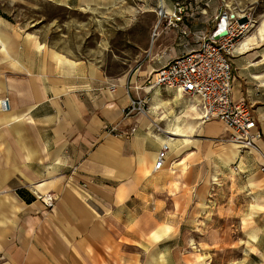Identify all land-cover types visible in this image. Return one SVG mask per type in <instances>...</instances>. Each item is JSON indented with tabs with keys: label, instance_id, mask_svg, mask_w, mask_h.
<instances>
[{
	"label": "crops",
	"instance_id": "1",
	"mask_svg": "<svg viewBox=\"0 0 264 264\" xmlns=\"http://www.w3.org/2000/svg\"><path fill=\"white\" fill-rule=\"evenodd\" d=\"M108 1L66 0L65 5L87 7L89 18L92 11L100 18L101 10L112 4ZM150 1L143 7L149 17L143 42L158 52H172L163 59L165 52L157 54L158 67L147 66L141 71L144 78L197 48V38L209 30L217 7L214 0ZM177 5L188 7L182 21L170 25L166 18L158 32L156 8L161 6L168 17ZM259 25L247 34L243 47L235 48L232 99L252 108L264 151V32ZM173 31L189 35L176 39ZM131 32V45L140 46ZM51 51L63 54L65 62L58 64ZM144 78L132 73L114 79L89 58L50 48L38 35L25 34L0 17V98L10 102L8 111L0 109V264H43L44 249L51 250V264H166L169 248L159 244L169 240L172 209L187 208L186 196L170 191L179 182L167 167L176 160L180 164L184 151L197 146L195 134L216 133L220 124L203 123L197 100L186 93L156 87L136 90ZM137 96L146 99L147 117L123 120L129 99ZM152 122L164 132H156ZM117 123L136 129L130 136L104 131ZM177 123L193 127V132L174 135L170 128ZM162 143L169 146L168 155L155 170ZM215 157L228 169L241 165L238 171L253 178L248 187L256 197L250 210L264 213L259 156L228 144ZM47 196L54 199L51 207L41 200ZM257 222L246 236L257 249L251 252L259 258L254 264H264V215ZM155 235H160L156 242Z\"/></svg>",
	"mask_w": 264,
	"mask_h": 264
},
{
	"label": "rangeland",
	"instance_id": "2",
	"mask_svg": "<svg viewBox=\"0 0 264 264\" xmlns=\"http://www.w3.org/2000/svg\"><path fill=\"white\" fill-rule=\"evenodd\" d=\"M214 1L216 13L206 34L212 32L220 9L234 18L241 16L242 22L248 18L249 35L264 20V0ZM145 2L111 0L107 3L112 4L101 10L100 18L94 11L89 18L88 11L84 10L87 7L66 6V0H0V17L25 34L38 35L50 48L70 56H84L100 64L107 76L118 79L134 73L143 79L142 70L147 66L158 67L157 54L165 52L163 59L172 52V49L158 52L150 44H144L149 24V17L143 10ZM159 7L153 14L156 23L158 20L157 27L160 25L158 32H161L163 20L168 17L158 16ZM132 30L140 43L138 47L130 43ZM182 35L183 32L173 31L176 39ZM154 43H158V37ZM214 122L220 124L216 133L195 134L197 146L184 151L185 159L180 164L177 165L179 161L176 160L172 167H167L175 171L173 176L179 182L176 187H170V191L175 196H186L187 208L172 209L169 240L159 244L161 249L169 248L166 264L259 263V258L251 254L257 249L246 236L247 230L264 215L250 210L256 197L255 190L248 187L253 178L238 171L241 165L234 164L228 169L216 159L215 153L232 140L224 124L219 120ZM186 166L187 171L183 172ZM249 216L252 218L246 222L244 219ZM249 236L252 238V233ZM139 246L145 248L142 242ZM50 251L44 249L43 264H51Z\"/></svg>",
	"mask_w": 264,
	"mask_h": 264
},
{
	"label": "built area",
	"instance_id": "3",
	"mask_svg": "<svg viewBox=\"0 0 264 264\" xmlns=\"http://www.w3.org/2000/svg\"><path fill=\"white\" fill-rule=\"evenodd\" d=\"M188 11L186 5H177L174 12L168 16L167 24L172 25L182 21L184 13ZM160 18L167 17L160 6L157 12ZM224 16L227 17L228 26ZM220 18V19H219ZM215 19H219L212 32L200 34L197 38V48L179 55L166 64L146 75L143 84L135 86L136 90L147 88L174 89L186 93L197 100L201 112V121L208 122L219 120L230 133L231 140L239 149L256 153L261 159L260 173L264 175V151L259 145L262 139L252 108L244 100L232 99L233 68L232 58L238 42L249 32V19L241 21V17H229L227 13L218 11ZM221 21L225 22L224 35L218 34L222 28ZM217 27V28H216ZM216 28V30H215ZM188 31H183L186 35ZM221 35V36H220ZM219 36L218 38H216ZM115 84L110 86L114 90ZM0 109L8 111L10 102L7 97L0 99ZM146 99L140 96L131 97L123 110L122 119L135 116L147 117ZM156 132L164 130L152 122ZM136 127L134 125L111 124L104 127V131L113 135H131ZM169 146L162 143L156 157L154 169H161L167 158ZM43 204L51 207L54 199L52 196L42 197Z\"/></svg>",
	"mask_w": 264,
	"mask_h": 264
},
{
	"label": "bare ground",
	"instance_id": "4",
	"mask_svg": "<svg viewBox=\"0 0 264 264\" xmlns=\"http://www.w3.org/2000/svg\"><path fill=\"white\" fill-rule=\"evenodd\" d=\"M106 2V1H105ZM104 2V3H105ZM102 4V3H101ZM230 17V16H229ZM241 17V16H240ZM220 19V18H219ZM219 19L217 20L216 23H219ZM224 20L226 22V27L228 26V20H227V17L224 16ZM217 28V27H216ZM215 28V30H216ZM259 29L261 32H264V20L260 23L259 25ZM248 41V35L246 34L239 42V47H243L245 45V41ZM39 49V47H37ZM54 58L56 59L57 63L60 64L61 62H65L66 60V57L63 55V54H60L58 52H54L53 55ZM68 62V61H67ZM199 121V120H198ZM197 121V124H199V122ZM170 131L173 132L174 135H180V134H189V133H192L193 132V127H186V128H183L181 127L178 123L174 126V127H171L170 128ZM184 138V137H183ZM173 139V138H172ZM171 141V139H168L167 140V143L169 144ZM230 146H232L233 148H237L238 146L234 143V142H229ZM177 149V148H176ZM177 152V151H175ZM252 181V180H251ZM169 231V230H168ZM164 233V232H163ZM162 233V234H163ZM166 233V232H165ZM156 234V233H155ZM166 235V234H164ZM168 235V234H167ZM159 236L160 235H155V239H154V242H156L158 239H159ZM162 236V235H161ZM162 238V237H161ZM252 238H256V235L255 233H252Z\"/></svg>",
	"mask_w": 264,
	"mask_h": 264
},
{
	"label": "water",
	"instance_id": "5",
	"mask_svg": "<svg viewBox=\"0 0 264 264\" xmlns=\"http://www.w3.org/2000/svg\"><path fill=\"white\" fill-rule=\"evenodd\" d=\"M220 27L222 28L220 31H218V34L219 33H222L221 35H224L225 32H224V27H225V22L224 21H221V24H220ZM220 35V36H221ZM219 36H217L216 38H218Z\"/></svg>",
	"mask_w": 264,
	"mask_h": 264
},
{
	"label": "trees",
	"instance_id": "6",
	"mask_svg": "<svg viewBox=\"0 0 264 264\" xmlns=\"http://www.w3.org/2000/svg\"><path fill=\"white\" fill-rule=\"evenodd\" d=\"M18 194H19L21 197L26 198V195L24 194V192L19 191ZM26 199H27V198H26ZM27 200H29V199H27Z\"/></svg>",
	"mask_w": 264,
	"mask_h": 264
}]
</instances>
